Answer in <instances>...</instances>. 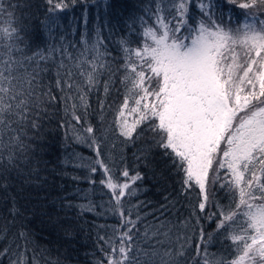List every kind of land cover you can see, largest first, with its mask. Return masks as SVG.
<instances>
[{
    "label": "snow or ice",
    "instance_id": "obj_1",
    "mask_svg": "<svg viewBox=\"0 0 264 264\" xmlns=\"http://www.w3.org/2000/svg\"><path fill=\"white\" fill-rule=\"evenodd\" d=\"M53 2L48 0L50 5ZM226 2L243 10L242 19L236 17L233 22L230 11L226 22L213 0H154L144 8L151 23L144 16L137 17L142 28L137 46L120 41L123 62L115 71L104 60L108 53L101 52L98 43L89 47L87 40L84 52L71 66L60 60L55 79L59 96L53 94L51 85L41 86L39 72L19 74L24 62L14 56L20 49L11 43L19 29L11 23L0 28L7 49L0 53L5 57L0 60V126L15 131L13 123H30L37 129L41 111H47L45 105L59 101L65 116L71 118L67 126L80 125L86 134L76 135V140L87 143L95 153V159L77 166L88 168L91 184L102 173L99 184L110 194L109 211L119 217L112 235L99 237L107 250L101 246L104 260L98 264H145L139 257L148 255L136 240L138 211L133 218L143 202L125 207L126 201L138 195L135 185L143 177L139 172L130 174L127 165L120 168L111 157L106 162L96 129L87 122L88 96L99 88L101 70L110 73L103 82L105 95L120 73L123 101L113 121L119 136L130 142L147 136L144 158L153 147L158 149L168 170L180 177L178 196L195 198L189 207L191 218L200 226L196 256L202 264H264V0ZM54 7L66 5L55 3ZM193 7L198 8V17L190 11ZM0 14L13 15L3 3ZM54 51L50 48L48 56L36 52L25 59L46 60ZM85 53H91V58ZM64 56L74 59L66 49ZM100 107L103 110V102ZM33 112L35 118H31ZM12 140L19 143V135ZM6 159L9 165L13 163L12 154ZM219 191L225 193L228 204L217 199ZM79 207L95 211L91 201ZM202 220L214 225L207 237ZM215 235L229 242L230 258L208 259L207 244ZM185 254V245L179 244L175 251L163 253L167 259L162 258L161 264H180ZM156 255L153 251L152 257ZM12 264H26V259L21 255Z\"/></svg>",
    "mask_w": 264,
    "mask_h": 264
},
{
    "label": "trees",
    "instance_id": "obj_2",
    "mask_svg": "<svg viewBox=\"0 0 264 264\" xmlns=\"http://www.w3.org/2000/svg\"><path fill=\"white\" fill-rule=\"evenodd\" d=\"M153 2L54 0L50 5L48 0H0L13 14L11 17L0 14V28L11 23L19 29L18 38L11 42L20 49L13 53L14 56L24 62V67L18 69L19 74L23 77L26 72H39L41 86L51 85L53 94L59 96L55 79L60 60L64 59L65 64L71 66L84 52V41L87 40L89 47L98 43L100 51L108 53L104 60L115 71L123 62L120 41L126 40L131 46H137L136 42L142 39L137 17L144 16L151 23L144 8ZM55 3L66 7L55 8ZM213 3L217 5V13H224L226 22L230 11L234 14L233 22L236 17L242 19L243 10L227 4L226 0H213ZM190 11L194 16L200 15L198 8L193 7ZM5 43L0 37V53L7 52L3 47ZM50 48L57 51L46 60H39V57L31 61L25 59L36 52L48 56ZM64 49L72 55V61L65 58ZM85 54L91 58V53ZM4 58L0 56V60ZM101 71L99 88L88 96L91 107L87 122L96 129L95 135L106 162L111 157L120 168L127 165L130 174L139 172L143 177L135 185L139 189L138 195L125 203L127 208L143 202L133 214L135 218L138 211L141 217L137 244L148 253L139 258L145 264L150 259L152 264H161L162 258L167 259L163 256L166 250L175 251L179 244H184L186 254L179 258L180 264H202V259L196 256L200 226L191 218L189 207L195 198L178 196L180 177L168 170L158 149L153 147L147 159L144 158L143 153L149 147L147 136L133 142L119 136L113 121L123 101L120 73H116L115 82L105 95L103 82L109 79L110 73ZM39 91L37 89V94ZM45 107L47 111H41L37 129L30 123H13L15 131L0 126V253L8 249L0 255V264H12L21 255L26 264H98L104 260L101 246L107 250L99 237L112 235V226L118 224L119 217L109 211L110 194L99 184L102 173L98 172L93 177L97 183L91 184L88 168L77 166L95 159L93 149L76 140V135H86L83 128L67 126L66 121L71 118L65 116L62 102ZM31 118H35V112ZM15 135H19V143L12 140ZM9 154L13 155L11 165L6 159ZM121 157L123 163H120ZM217 199L228 204L223 191L218 192ZM89 201L95 211H82L79 205ZM185 221H190L187 226ZM201 225L206 237L213 232L214 225L207 220H202ZM154 232L158 234L153 235ZM165 232L167 237L163 235ZM178 236L191 239L177 241ZM153 251L158 255L152 257ZM203 251L202 245V254ZM207 252L210 261L230 258V244L222 236L215 235L207 244Z\"/></svg>",
    "mask_w": 264,
    "mask_h": 264
}]
</instances>
